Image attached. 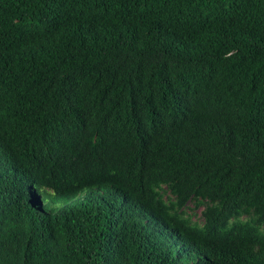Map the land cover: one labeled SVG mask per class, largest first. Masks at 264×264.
Wrapping results in <instances>:
<instances>
[{"label":"trees","instance_id":"obj_1","mask_svg":"<svg viewBox=\"0 0 264 264\" xmlns=\"http://www.w3.org/2000/svg\"><path fill=\"white\" fill-rule=\"evenodd\" d=\"M0 264H264V0H0Z\"/></svg>","mask_w":264,"mask_h":264},{"label":"rangeland","instance_id":"obj_2","mask_svg":"<svg viewBox=\"0 0 264 264\" xmlns=\"http://www.w3.org/2000/svg\"><path fill=\"white\" fill-rule=\"evenodd\" d=\"M45 198H47V200H49V199H50V197H49L47 194H45Z\"/></svg>","mask_w":264,"mask_h":264}]
</instances>
